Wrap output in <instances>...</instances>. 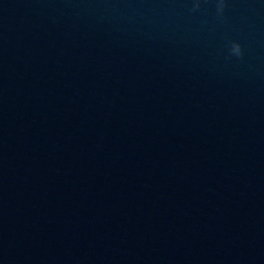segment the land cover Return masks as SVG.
Instances as JSON below:
<instances>
[{"label":"water","instance_id":"water-1","mask_svg":"<svg viewBox=\"0 0 264 264\" xmlns=\"http://www.w3.org/2000/svg\"><path fill=\"white\" fill-rule=\"evenodd\" d=\"M195 2L0 0V264H264V0Z\"/></svg>","mask_w":264,"mask_h":264},{"label":"clouds","instance_id":"clouds-1","mask_svg":"<svg viewBox=\"0 0 264 264\" xmlns=\"http://www.w3.org/2000/svg\"><path fill=\"white\" fill-rule=\"evenodd\" d=\"M228 0H216L217 14L223 18L227 9ZM200 8V0H196L193 5V11ZM229 54L236 58L242 59L244 56V48L239 41H229Z\"/></svg>","mask_w":264,"mask_h":264}]
</instances>
